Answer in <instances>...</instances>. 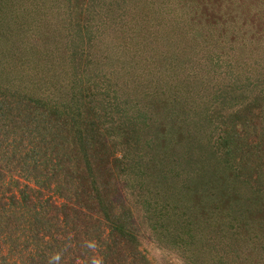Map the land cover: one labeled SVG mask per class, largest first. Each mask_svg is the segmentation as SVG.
I'll use <instances>...</instances> for the list:
<instances>
[{
	"label": "trees",
	"instance_id": "trees-1",
	"mask_svg": "<svg viewBox=\"0 0 264 264\" xmlns=\"http://www.w3.org/2000/svg\"><path fill=\"white\" fill-rule=\"evenodd\" d=\"M142 1L61 0L60 6H50L49 10L43 1H33L32 6L47 12V19L32 20L28 26L22 24L25 9L4 7L0 22L14 30V34L28 31V35H36L33 43L38 37L45 38V44L55 41L54 46L46 44L50 49H57L63 38L68 43L61 46L65 65L61 63L60 75L59 64L38 68L43 84L39 89L36 83L28 91L10 84L0 85V264H153L141 248V237L149 239V235L176 251L184 264H264V147L260 139L243 147L247 158L243 161L236 156L234 143L239 148L246 143L238 142L233 129L238 123L244 124L240 119L252 108L262 107L260 112L264 113V60L262 70L253 67L252 74H256L253 77L242 73L240 66L246 70L245 63L218 62L212 55L205 59L198 57V49L205 47L203 43H196L201 46L198 49L188 46L187 50H175L176 56L193 55L184 65L189 62L192 68L202 62L206 71L219 74L217 79L221 82L213 92L222 94L226 106L235 103V89L247 88L252 94L237 109L225 110L227 114L222 119L214 114L217 111L213 108L219 106L216 96L205 100L198 91H195L197 95L185 96L183 100L187 101L193 124L202 125L205 128L201 130L202 137L213 141L203 149L205 161L201 154L204 151L199 150L160 157L163 159L158 163L162 165L157 168L153 162L141 161L139 166L134 165L127 152L121 157L115 155L128 142L119 141L128 140L119 137L127 130L118 129L116 138L108 141L109 147L107 142H100L104 133L93 116L100 112L83 115L82 105L93 92L88 91L93 81L86 82L84 68L82 74L77 71L84 66L82 59L88 53L85 43H103L102 36L113 42H121L123 37L131 39L130 27L127 31L116 28H127L121 22L139 4L145 8L137 18H141L139 25L147 24L156 15L150 10V0ZM207 4L204 1L200 6L206 10ZM252 4L260 5L261 10L264 8V0H219L218 3V9H224L228 15L224 25H235V29L230 28L233 25H228L229 29L221 28L220 37L228 31L229 44L236 40L240 54H246L247 45L252 46L259 37L248 31L247 24L264 25V18L261 20L256 17L257 12H252ZM113 12H120V18L124 16V21L119 20L117 26L110 15ZM246 14H251L249 21ZM99 26L102 30L97 29ZM108 28L112 29L104 34ZM262 53L264 56V50ZM74 60L76 66L71 64ZM204 67L188 69L186 75L196 76ZM172 80L166 78V82ZM191 80L188 77L186 81ZM260 80L261 92L253 91ZM26 84L30 85V81ZM190 85L186 89L196 90ZM204 87L207 90L209 85ZM150 91L154 90L147 92ZM129 117L135 118V115L131 113ZM128 165L131 166L128 168ZM145 165L151 168L147 174L140 168L145 169ZM122 171H127L124 176ZM150 173L155 177L147 176ZM137 176L142 182L140 195L144 211L143 219L138 220L145 223L143 227L137 223L118 184L121 179L130 180L128 184L133 189ZM190 181L198 185L196 191H200L202 199L195 208L178 205V200L186 199L159 188L165 183L181 191V185L187 187ZM132 189L127 191L130 197ZM140 229L150 234L142 236Z\"/></svg>",
	"mask_w": 264,
	"mask_h": 264
},
{
	"label": "rangeland",
	"instance_id": "rangeland-1",
	"mask_svg": "<svg viewBox=\"0 0 264 264\" xmlns=\"http://www.w3.org/2000/svg\"><path fill=\"white\" fill-rule=\"evenodd\" d=\"M33 1H43L45 3L43 6L49 10L50 6H60L61 0H0V17L4 7L15 6L21 10L25 9L24 22L22 23L24 26L30 25L29 23L32 20H46L47 16L45 13L47 12L40 11L32 6L30 2ZM182 1L183 4H181ZM204 1L208 3V9L206 10L200 6ZM218 3L219 0H150V10H153L156 15L150 20L148 19L147 24L140 23V25L138 22H140L141 18H137L141 12L145 11V8H143L142 4H136L137 6L134 8V11L128 13L126 21H124V16L120 18V12L110 14L115 26L123 19L124 22L121 23L127 27H117L116 29H123L125 31L129 27V30L132 29L133 37L131 39L123 37V39H120L121 42H113L106 36H102L103 43L97 41L85 43L84 46H86L88 53L82 59L84 66L80 70L78 68L77 71H80L79 74H82L81 69L84 68L83 76L87 79L86 82L93 81L88 87V91L93 92L89 96L88 102L82 105L83 115L92 116L90 114H93L95 111L100 112L93 115L96 117V120L98 119V126L101 128L100 132L104 133V137L100 139V142L108 143V141L116 138L118 129L127 130V132L122 133L119 137L128 140L119 141L120 143L124 141L128 142L123 144L116 152V156L121 157L124 152H127L128 157L133 161H130L132 164H138L139 166L141 161L144 164L145 162H153L157 168V166L162 165L158 163L163 159L160 157L166 155L167 157H173L174 154L180 156L186 152L204 151L203 149L207 145L210 146L213 141L202 137V125L197 127L193 124L187 101L183 100L185 96L190 93L197 95L195 91L202 94L205 100L207 97L216 96V105L219 106L213 108L217 113L212 111L215 115H219V119H222V116L224 117L227 112L237 109L240 104L245 103V101L252 97L247 88L235 89V103L226 106V103L223 104L222 94L216 93L218 91L213 92L217 84L221 82L220 78L217 79L219 74L217 72H212L211 74L210 70L206 71L205 64L200 62L192 68H204L198 71L196 76H188L186 74L188 69H192V64L188 62L184 65L183 63H186L188 58H192L193 55H184V53L183 56L175 55L176 49L183 48L184 50L186 47L189 48L188 46L198 49L201 46H198L196 43H203L205 47L201 50L198 49V57H203L202 59L210 55L209 57L213 56V59L218 58V62L226 60L228 63H235L234 65L245 63L246 70L248 68L249 71L246 72L240 66L242 73H249L253 77L256 75L252 74L253 67L257 66L259 70H262V60H264L262 53L264 50V25L262 27L257 22H249L247 24L248 31L251 34L255 32L254 34L256 36L258 34L259 37L252 46L248 47L247 45L248 49L245 48L247 50L246 54L244 52L240 54L237 52L238 47L236 45L238 42L236 40L233 41L232 45L229 44L231 42L228 41V31L220 37L221 28L226 26L229 29L228 25H233L230 28L235 29V25L232 23L224 25L225 16L228 15L224 9H218ZM256 5L252 4L250 7L252 12L254 10L258 13L257 16H253L262 20V17L264 18V8L261 10L260 5L257 7ZM245 16L249 21L248 16H251V14H246ZM105 17L109 18L110 16ZM209 17L210 19H208ZM35 23L38 24L37 22ZM48 23H50V20L47 21ZM37 26L34 28L38 29ZM97 29L102 30L100 26ZM110 29L112 28L103 29V33L105 34ZM14 32V30L7 28L6 24L2 22L0 26V85L6 84L7 86V84H10L18 90L28 91V88L30 89V86L36 83L37 89H39L43 84L40 82L42 72H37L38 68H41V66L55 67L57 64H59L58 69L61 68L64 58L60 55V51L64 49L61 46L62 43L68 42H65L66 40L64 39L66 38H63V41H59L57 49H50L46 47V44L54 46L55 41L54 43L45 44V38L38 37L37 41L33 43L36 35H28V31H21V34H14ZM251 41L253 42L254 40ZM31 43H33V46L28 50ZM35 44L38 47H35ZM251 49H253V53L250 52ZM249 62H252L251 67H247ZM62 64L65 65V63ZM71 64L76 66L77 61L74 60ZM182 64L183 66H181ZM169 66H171L170 69L168 68ZM60 72L61 70L59 69V75ZM188 77L192 79L191 82L186 81ZM166 78L173 80L172 82H166ZM27 81H30V85L26 84ZM189 83L196 90L186 89ZM254 83L256 82L254 81ZM254 83H252L253 86H255ZM205 85H209L207 90H203ZM151 89L155 92H147ZM253 89L255 92H261L262 80L257 84V88ZM38 91L41 92L42 89ZM44 93H46V89ZM64 95L67 96L66 93ZM121 98H124V100L123 103L119 102V104L118 101ZM64 101L69 100L64 98ZM125 109L128 110V113L123 112ZM196 110L199 111L200 109ZM225 110L228 111L226 112ZM260 110L258 107L252 108L251 111H248L240 119L244 124L238 123L233 128L238 142L246 143L240 148L237 143H234L237 146L236 156L238 158L242 157L243 161L247 159L244 155L245 153H243L245 152L244 149L242 150L243 147L253 145L258 139H260V143L264 147V113L263 111L261 113ZM131 113L135 115V118L129 117ZM140 114L145 116V120H143V116ZM194 117L197 119L198 114L196 115L195 113ZM257 135L259 136L255 139ZM108 145L109 147L111 146L109 143ZM205 152L201 153L204 161ZM130 166L128 165V168ZM140 168L146 171V174L148 171H151V168L147 169L146 165L145 169L144 167ZM141 170L140 172H142ZM126 172L123 173L122 171L123 174L121 176H124ZM184 173H187V171ZM147 176L154 178L155 174L150 173ZM129 182L130 180L128 182L124 179L119 180V188L121 193L126 196V202L132 207L137 223L140 227H143L145 223L142 224L138 220L143 219L142 211H144V207L141 205L143 197L140 195V193H143L140 188L142 182L140 179L138 180L137 176L133 189L130 187ZM182 185L181 191H175L174 186L170 187L165 183L160 184L159 188L164 189V191L175 192V196L180 195L186 199V201L178 200V205L187 204L195 208L196 205H199L198 200H202L200 198V191H196L198 190V185L192 182L188 183V188L186 185L182 188ZM131 189L134 191L130 194V197L127 191ZM173 199L174 202H177L176 197H173ZM178 209H181V207L178 206ZM171 210L173 211L172 208ZM205 212L206 210H204V214ZM140 230H143L142 236L150 234V232L147 233L145 231L146 229ZM263 232L264 229L262 230ZM149 237V239L141 237V248L153 264H184L181 256H178L176 251L173 252L164 247L166 245L159 244L160 242L155 241L151 235Z\"/></svg>",
	"mask_w": 264,
	"mask_h": 264
}]
</instances>
